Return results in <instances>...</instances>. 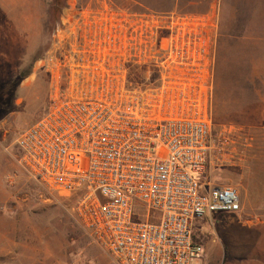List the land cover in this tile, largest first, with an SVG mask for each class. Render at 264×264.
I'll return each mask as SVG.
<instances>
[{"label":"built area","instance_id":"2783aa9c","mask_svg":"<svg viewBox=\"0 0 264 264\" xmlns=\"http://www.w3.org/2000/svg\"><path fill=\"white\" fill-rule=\"evenodd\" d=\"M218 16L105 3L64 18L67 35L56 29L49 104L18 133L17 159L75 197L74 214L118 264H194L196 220L242 209L236 185L198 176L210 157ZM128 62L153 65L156 80L133 83Z\"/></svg>","mask_w":264,"mask_h":264},{"label":"rangeland","instance_id":"374dc122","mask_svg":"<svg viewBox=\"0 0 264 264\" xmlns=\"http://www.w3.org/2000/svg\"><path fill=\"white\" fill-rule=\"evenodd\" d=\"M41 1L44 7L36 11L34 34H13L15 27H0V264H118L74 214L75 197L48 190L19 164L16 137L48 107L52 78L49 61L55 59L50 54H59L63 48L55 43L56 29L61 25V33L67 35L72 27L68 22L63 24L64 18L73 20L81 7L105 3L126 7L130 12L166 15L172 10L191 11L173 9L174 0ZM52 7H55V20L50 11ZM11 31L12 34H8ZM29 68L31 72L22 77L21 70ZM157 75L151 64L127 63V76L133 83L153 82ZM234 129V126L223 127L212 119L210 157L198 175L201 180L233 184L241 189L236 180L241 156L244 154V161L250 163L252 151L264 147V138L243 137ZM239 214L237 217L236 213L214 211L198 218L194 224L195 239L199 241L202 236L201 222H209L207 227L215 232L228 219L233 220L234 227L258 221V218L247 217L243 210ZM224 215L230 218L225 219ZM226 231H220L223 238ZM236 246L232 239L226 248L235 250ZM194 264H202L201 258Z\"/></svg>","mask_w":264,"mask_h":264},{"label":"crops","instance_id":"0c3cea01","mask_svg":"<svg viewBox=\"0 0 264 264\" xmlns=\"http://www.w3.org/2000/svg\"><path fill=\"white\" fill-rule=\"evenodd\" d=\"M43 7L41 0H0V27H15L13 34H34L36 11ZM173 9L219 11L213 119L223 127L234 126L243 137L264 138V0H174ZM251 155L249 163L242 154L236 180L241 186V210L258 221L234 227L224 215L227 222L215 232L207 227L209 222H201L202 264H264V147ZM222 229H227L224 238ZM232 239L235 250L226 248Z\"/></svg>","mask_w":264,"mask_h":264},{"label":"trees","instance_id":"16d2710c","mask_svg":"<svg viewBox=\"0 0 264 264\" xmlns=\"http://www.w3.org/2000/svg\"><path fill=\"white\" fill-rule=\"evenodd\" d=\"M50 11H51V14L53 16V19L55 20V7H52ZM30 72H31L30 68L25 70V71L21 70L20 75L22 77H24V76L28 75Z\"/></svg>","mask_w":264,"mask_h":264}]
</instances>
